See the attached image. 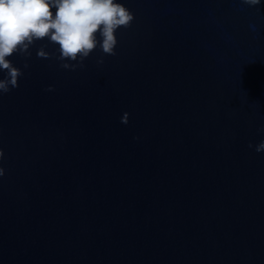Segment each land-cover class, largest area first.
Listing matches in <instances>:
<instances>
[{
    "label": "water",
    "instance_id": "water-1",
    "mask_svg": "<svg viewBox=\"0 0 264 264\" xmlns=\"http://www.w3.org/2000/svg\"><path fill=\"white\" fill-rule=\"evenodd\" d=\"M117 2L115 55L6 58L0 264H264V0Z\"/></svg>",
    "mask_w": 264,
    "mask_h": 264
},
{
    "label": "clouds",
    "instance_id": "clouds-1",
    "mask_svg": "<svg viewBox=\"0 0 264 264\" xmlns=\"http://www.w3.org/2000/svg\"><path fill=\"white\" fill-rule=\"evenodd\" d=\"M241 3L254 7L260 0H241ZM133 19L132 12L117 0H0V72L6 73L0 78V94L18 87V78L23 75L6 58L15 53L30 56L28 49L34 42L47 39L58 45V60L76 62L60 66L75 70L83 67L84 59L97 48L104 55H115L114 33L121 27L128 28ZM37 56L49 58L43 48L38 50ZM46 90L53 91L51 87ZM127 122L125 113L121 123ZM248 147L253 145L250 143ZM255 151H264V140L255 146ZM3 174L0 168V176Z\"/></svg>",
    "mask_w": 264,
    "mask_h": 264
}]
</instances>
